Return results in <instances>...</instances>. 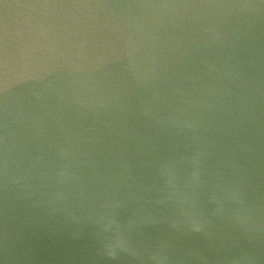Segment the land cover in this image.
I'll use <instances>...</instances> for the list:
<instances>
[{
  "label": "water",
  "instance_id": "95a60500",
  "mask_svg": "<svg viewBox=\"0 0 264 264\" xmlns=\"http://www.w3.org/2000/svg\"><path fill=\"white\" fill-rule=\"evenodd\" d=\"M0 264H264V0H0Z\"/></svg>",
  "mask_w": 264,
  "mask_h": 264
}]
</instances>
